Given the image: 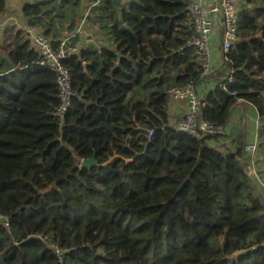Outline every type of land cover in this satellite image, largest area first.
I'll list each match as a JSON object with an SVG mask.
<instances>
[{
	"label": "trees",
	"instance_id": "1",
	"mask_svg": "<svg viewBox=\"0 0 264 264\" xmlns=\"http://www.w3.org/2000/svg\"><path fill=\"white\" fill-rule=\"evenodd\" d=\"M190 2L99 0L104 43L62 60L74 92L64 123L56 72L23 30L2 29L0 264H264V197L227 131L245 101L264 151V0H242L236 46L208 76L189 46ZM69 3L80 6L36 1L22 15L50 39ZM8 12L0 0V21ZM207 79L198 119L218 133L180 131L171 89Z\"/></svg>",
	"mask_w": 264,
	"mask_h": 264
},
{
	"label": "built area",
	"instance_id": "2",
	"mask_svg": "<svg viewBox=\"0 0 264 264\" xmlns=\"http://www.w3.org/2000/svg\"><path fill=\"white\" fill-rule=\"evenodd\" d=\"M212 6L203 5L197 0H191L189 4V12L193 18L196 29V37L190 42L189 46L197 48L200 59L205 71V75H210L213 70V54L211 40L213 30L220 22L221 39L223 53L236 46L238 41V18L242 0H216ZM97 2L96 4H98ZM16 26L23 30L31 46L36 49L42 59L40 65L55 71L57 74V82L60 89L61 104L58 109V116L62 123L65 121V114L69 111L73 99V85L69 71L62 65V60L68 56L78 54L81 50L91 47L95 43V37L87 35L78 44L73 45L69 40L61 39L58 41L57 47L38 27L24 24L16 17H10L0 22V30L6 26ZM196 85L189 83L184 87H175L171 89L170 95L172 100H186L188 109L186 116L180 120L177 128L180 131L188 134L199 135L200 133L216 134L218 128L214 127L210 122L199 120L198 111L200 105L199 93L196 92ZM198 90V89H197ZM262 123L258 115L257 118V135L252 142H244V162L246 164L245 171L257 185L264 188V176L258 171L257 157L260 154L261 139L260 130ZM148 136L151 137L153 130L147 129ZM0 222H5L9 225L5 217L0 216ZM59 255H62V250L56 247Z\"/></svg>",
	"mask_w": 264,
	"mask_h": 264
},
{
	"label": "crops",
	"instance_id": "3",
	"mask_svg": "<svg viewBox=\"0 0 264 264\" xmlns=\"http://www.w3.org/2000/svg\"><path fill=\"white\" fill-rule=\"evenodd\" d=\"M9 5V12L6 14L5 19L10 17H16L24 24H27L22 15V8L27 3H33L36 1H47V0H6ZM79 2V7L81 11L72 8V4L69 5L72 9L69 11V19L65 16L66 9L64 10L63 19H55L53 22L52 32L50 34V39L54 38L52 34L55 35L57 40L68 39L73 45L78 44L87 35L92 34L95 37V43L98 47L102 45L105 41V37L102 32V25L91 18V10L96 7L99 0H73ZM203 5L212 6L217 1L216 0H197ZM77 5V8H79ZM7 17V18H6ZM4 18V17H3ZM4 20V19H3ZM1 20V21H3ZM0 21V22H1ZM220 22L216 25L213 30L211 47L213 54V70L219 68L223 63V48L221 39V26ZM41 29L40 27H38ZM42 30V29H41ZM2 30H0V33ZM91 45V46H93ZM212 74V73H211ZM210 74V75H211ZM214 81L207 79L201 86H197L199 95L201 93L206 94L210 89L214 87ZM188 102L186 100H171L170 111L173 123L177 126L180 120H182L187 113ZM257 118L258 113L254 107L247 104L245 101H239V105L234 110L231 121L228 124L227 131L235 139L241 137L243 142H252L257 135ZM258 171L264 176V151L260 148V154L256 160ZM257 185V184H256ZM257 193L264 197V188L257 185Z\"/></svg>",
	"mask_w": 264,
	"mask_h": 264
},
{
	"label": "water",
	"instance_id": "4",
	"mask_svg": "<svg viewBox=\"0 0 264 264\" xmlns=\"http://www.w3.org/2000/svg\"><path fill=\"white\" fill-rule=\"evenodd\" d=\"M87 65V64H86ZM85 65V66H86ZM197 87V86H196ZM196 92L198 93V90L196 89ZM97 164V162L95 161V157L94 158H92V159H90V160H85V161H83V164H82V168H84V167H91V166H93V165H96ZM244 253H246V252H244V251H240V252H237L235 255H241V254H244Z\"/></svg>",
	"mask_w": 264,
	"mask_h": 264
},
{
	"label": "rangeland",
	"instance_id": "5",
	"mask_svg": "<svg viewBox=\"0 0 264 264\" xmlns=\"http://www.w3.org/2000/svg\"><path fill=\"white\" fill-rule=\"evenodd\" d=\"M77 3V2H75ZM60 8V7H59ZM72 8L78 10V11H81V8H77V4H75L74 6H72ZM70 6H65L64 8H60V13L62 15V12L66 9V13H65V16L69 19V11L72 9ZM63 16V15H62ZM263 129V128H262ZM264 141V140H263Z\"/></svg>",
	"mask_w": 264,
	"mask_h": 264
}]
</instances>
